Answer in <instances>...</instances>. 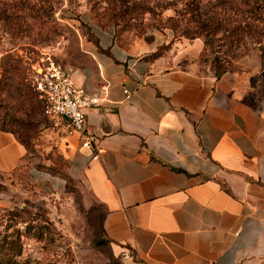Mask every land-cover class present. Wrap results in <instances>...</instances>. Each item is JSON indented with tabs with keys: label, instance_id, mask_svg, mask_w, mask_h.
<instances>
[{
	"label": "crops",
	"instance_id": "0c3cea01",
	"mask_svg": "<svg viewBox=\"0 0 264 264\" xmlns=\"http://www.w3.org/2000/svg\"><path fill=\"white\" fill-rule=\"evenodd\" d=\"M87 27L91 41L80 65H62L99 100L85 110L99 152L92 159L77 133L57 119L51 142L82 205L103 208V237L141 264H264L259 60L216 76L198 63L197 44L179 56H151L155 41L122 43L110 26ZM25 154L22 143L0 131L1 171ZM29 176L53 197L64 189V176L34 164Z\"/></svg>",
	"mask_w": 264,
	"mask_h": 264
},
{
	"label": "rangeland",
	"instance_id": "374dc122",
	"mask_svg": "<svg viewBox=\"0 0 264 264\" xmlns=\"http://www.w3.org/2000/svg\"><path fill=\"white\" fill-rule=\"evenodd\" d=\"M90 22L110 26L122 43L155 41L151 56H179L197 44L198 63L212 70L254 58L264 67V0H0V131L26 149L21 163L0 170V213L25 207L37 214V228L25 230L22 256L38 264H141L128 248L116 249L103 237V208L82 205L51 142L53 120L42 114L27 80L41 57L80 65ZM253 28V37L243 33ZM33 164L64 176L59 197L36 189ZM17 225L22 231L25 223Z\"/></svg>",
	"mask_w": 264,
	"mask_h": 264
},
{
	"label": "built area",
	"instance_id": "2783aa9c",
	"mask_svg": "<svg viewBox=\"0 0 264 264\" xmlns=\"http://www.w3.org/2000/svg\"><path fill=\"white\" fill-rule=\"evenodd\" d=\"M27 80L42 114L66 123L77 133L80 147L90 149L91 158L96 159L99 150L86 130L85 110L98 104V98L86 94L74 83L69 70L49 56L34 62ZM123 93L127 98V91Z\"/></svg>",
	"mask_w": 264,
	"mask_h": 264
},
{
	"label": "trees",
	"instance_id": "16d2710c",
	"mask_svg": "<svg viewBox=\"0 0 264 264\" xmlns=\"http://www.w3.org/2000/svg\"><path fill=\"white\" fill-rule=\"evenodd\" d=\"M248 30L250 32L243 30V33H245V35L248 37H253L258 31L256 28ZM260 57H262L261 53ZM213 60L214 59H212V61ZM219 67L220 66L218 65V68ZM227 69H213V72L216 76H218ZM48 119L54 120L53 118ZM21 215L26 216L27 220L23 221ZM36 216L37 214L35 212L31 213L29 210H26L25 207H21L19 209L15 208L13 210H5L0 213V264H38L36 260L22 256L23 239L28 237V234L25 232V230H31L34 227L37 228V226L34 224ZM19 222L25 223V225L22 227V231L19 229V225H17ZM44 223L48 224V221L46 222L45 220ZM33 235L34 234L32 233L31 236Z\"/></svg>",
	"mask_w": 264,
	"mask_h": 264
}]
</instances>
